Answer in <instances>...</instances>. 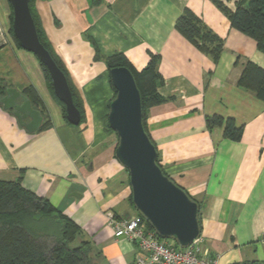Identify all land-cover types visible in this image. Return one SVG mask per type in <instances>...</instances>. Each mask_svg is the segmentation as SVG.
I'll use <instances>...</instances> for the list:
<instances>
[{
	"label": "crops",
	"instance_id": "crops-1",
	"mask_svg": "<svg viewBox=\"0 0 264 264\" xmlns=\"http://www.w3.org/2000/svg\"><path fill=\"white\" fill-rule=\"evenodd\" d=\"M221 1L234 10L239 0ZM34 8L84 119L73 125L63 116L38 59L16 45L10 5L0 0V180L20 178L74 221L78 239L90 243V264H134L136 244L108 225V214L137 211L108 127L110 74L87 34L101 55L121 53L137 72L151 52L166 100L147 109L146 130L163 172L200 206L203 252L216 264H264V100L238 84L247 61L264 69L255 41L212 0H35ZM185 9L223 40L217 58L175 27ZM212 115L232 117L243 127L240 140L225 138L223 125L208 127Z\"/></svg>",
	"mask_w": 264,
	"mask_h": 264
},
{
	"label": "trees",
	"instance_id": "trees-1",
	"mask_svg": "<svg viewBox=\"0 0 264 264\" xmlns=\"http://www.w3.org/2000/svg\"><path fill=\"white\" fill-rule=\"evenodd\" d=\"M91 1L93 4L101 2V0ZM212 2L227 16L230 26L252 38L256 48L264 54V0H239L234 10L229 9L221 0H212ZM29 6L40 42L67 78L73 102L81 113V122L84 119V110L79 93L72 85L63 62L55 53L42 29L35 12L34 0H29ZM10 18L9 31L16 45L20 47L12 31V12ZM175 27L202 51L210 53L214 58L220 55L223 40L206 27L191 10L185 9L178 16ZM87 38L94 48V59L104 60L108 72L117 66H125L132 72L141 96L142 121L147 133L145 126L147 109L166 100L157 90L163 81L157 69L159 56L149 52L148 63L137 72L123 54L103 56L91 36L87 34ZM39 64L46 83L60 104L65 117V106L53 92L49 72L44 64L41 62ZM238 84L251 90L257 98L264 100V69L257 64L251 61L245 63L238 78ZM112 88L114 98L116 90L113 85ZM206 124L210 128L223 125L225 138L238 141L242 136L243 127L236 125L232 117L208 116ZM130 201L132 203L131 196ZM137 214L141 215L139 212ZM145 223L148 228H152L146 220ZM80 232V227L74 221L60 212L47 198L24 187L20 178L11 181L0 180V264H90V243L84 239H78ZM173 246L179 247L175 241ZM234 264L263 263L250 260Z\"/></svg>",
	"mask_w": 264,
	"mask_h": 264
},
{
	"label": "water",
	"instance_id": "water-1",
	"mask_svg": "<svg viewBox=\"0 0 264 264\" xmlns=\"http://www.w3.org/2000/svg\"><path fill=\"white\" fill-rule=\"evenodd\" d=\"M7 1L18 44L46 66L53 92L65 106L66 120L79 124L81 113L67 78L39 40L29 0ZM109 74L116 95L109 102L107 121L118 137L115 157L129 173L132 203L160 237L186 247L200 237L198 203L158 164L156 148L143 126L141 96L130 69L117 66Z\"/></svg>",
	"mask_w": 264,
	"mask_h": 264
},
{
	"label": "built area",
	"instance_id": "built-area-1",
	"mask_svg": "<svg viewBox=\"0 0 264 264\" xmlns=\"http://www.w3.org/2000/svg\"><path fill=\"white\" fill-rule=\"evenodd\" d=\"M108 225L115 237H124L136 244L138 253L134 264H216L215 258L203 252L199 238L186 247H174L161 239L153 228H148L139 214L122 219L108 214Z\"/></svg>",
	"mask_w": 264,
	"mask_h": 264
},
{
	"label": "rangeland",
	"instance_id": "rangeland-1",
	"mask_svg": "<svg viewBox=\"0 0 264 264\" xmlns=\"http://www.w3.org/2000/svg\"><path fill=\"white\" fill-rule=\"evenodd\" d=\"M35 1V0H34ZM36 12V11H35ZM37 14V13H36ZM38 17V16H37ZM169 240H171V239H169Z\"/></svg>",
	"mask_w": 264,
	"mask_h": 264
}]
</instances>
